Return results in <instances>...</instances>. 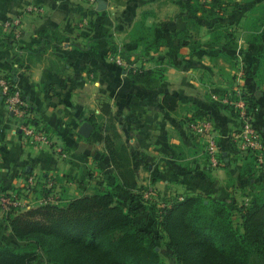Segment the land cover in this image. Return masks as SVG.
<instances>
[{
	"label": "crops",
	"instance_id": "0c3cea01",
	"mask_svg": "<svg viewBox=\"0 0 264 264\" xmlns=\"http://www.w3.org/2000/svg\"><path fill=\"white\" fill-rule=\"evenodd\" d=\"M102 1L101 9V0H0V21L18 17L23 27L12 46L0 44V74L13 78L48 134L41 144L26 139L20 119L0 93V190H19L23 206L90 192L100 184L114 186L151 228L146 200L163 206L186 194H202L230 197L234 207L247 203L253 181L264 180V168L255 179L243 174V155L232 137L240 119L226 104L232 105L228 101L238 90L252 94L256 104L251 115L264 133V85L256 76L264 43L249 41L261 30L250 22L261 17L264 0H225L206 12L190 10L183 5L187 0ZM201 1L210 7L211 0ZM105 14L118 44L135 48L136 26L149 30L141 56H130L137 57V65L165 66L158 86L131 81L111 58V43L96 39L98 20ZM52 30L65 34L61 43L46 42V32ZM181 32L189 36L188 43L180 42ZM167 92L177 98L174 110L163 104ZM103 101L109 102L130 146L137 187L142 188L141 195L136 191L139 197L116 181L104 133L92 123V116L101 115ZM202 116L211 120L223 150V162L215 168L207 163L204 137L190 127ZM84 121L93 126L87 136L79 131ZM31 174L40 178L26 190L25 178ZM7 235L15 242L9 244L17 243L4 223L0 236L5 240Z\"/></svg>",
	"mask_w": 264,
	"mask_h": 264
},
{
	"label": "trees",
	"instance_id": "16d2710c",
	"mask_svg": "<svg viewBox=\"0 0 264 264\" xmlns=\"http://www.w3.org/2000/svg\"><path fill=\"white\" fill-rule=\"evenodd\" d=\"M224 1L211 0L209 8L205 6L207 2L201 0L192 3L187 0L183 5L194 12H206ZM260 16V24L258 18L250 22H256L255 27L261 29L250 35V42L264 43V4ZM110 26L109 16H101L96 39L109 41L111 53H116L119 44L111 38ZM138 26L139 33L132 39L136 47L122 43L127 56L132 53L141 56L144 50L141 46L148 43L149 30L140 23ZM46 33L47 43L50 39L61 43L65 38V34L57 30ZM188 37L181 32L180 42L188 43ZM13 42L10 33L0 34V44L12 46ZM258 60L256 76L259 85H264V49L259 50ZM164 70L162 63L126 69L131 81L149 88L161 83L165 78ZM241 96L246 99L247 112L251 114L256 104L253 95L241 90ZM163 104L168 110H174L176 96L165 93ZM226 107L238 115L233 105L226 104ZM98 117L92 116L91 120L94 128L104 133L105 149L116 181L129 189L131 196L139 197L136 191L141 195L142 188L137 187L130 146L117 128L109 102H101ZM32 121L40 122L34 116ZM240 153L244 159L240 166L243 174L255 179L257 170L264 168V162L259 163L255 152ZM252 185L248 202L236 207L230 197L202 194H186L163 206L146 200L154 225L152 230L137 218L131 203L121 200L114 186L104 184L90 192L44 200L30 207L12 205L2 217L17 243L9 244L0 236V264H36L41 260L47 264H169L157 243L160 237L165 238L178 264H264V180H254Z\"/></svg>",
	"mask_w": 264,
	"mask_h": 264
},
{
	"label": "built area",
	"instance_id": "2783aa9c",
	"mask_svg": "<svg viewBox=\"0 0 264 264\" xmlns=\"http://www.w3.org/2000/svg\"><path fill=\"white\" fill-rule=\"evenodd\" d=\"M86 1L93 3L96 0ZM22 32L23 27L21 20L18 17H11L0 21V34L2 36L6 33H10L15 40L20 37ZM111 58L117 65L123 66L125 69L138 66L135 62V58L137 59V57L132 58L131 56H127L120 43L117 52L112 53ZM0 93L9 110L14 112V114L20 119V129L24 137L35 144L47 142L48 134L43 127V123H34L32 121L33 114L31 107L21 91L16 87L11 77L6 74H0ZM228 102L237 109L238 117L240 119V127L232 132V137L236 143V149L240 152H255L259 163L264 162V133L255 123L252 115L247 112L248 103L246 99L241 96V91L238 90L234 98ZM190 127L193 132L202 135L205 139L204 153L208 165L211 168H215L222 164L223 150L217 140V133L211 120L202 116L201 118L192 121ZM39 178L40 175L38 174L28 175L25 178L24 188L26 190L32 188ZM47 182L48 186L52 185L51 178H49ZM150 194V190L145 191L146 197H149ZM12 205L21 206L16 190H2L0 193V211L2 213L6 212ZM23 206L30 207L31 205Z\"/></svg>",
	"mask_w": 264,
	"mask_h": 264
},
{
	"label": "rangeland",
	"instance_id": "374dc122",
	"mask_svg": "<svg viewBox=\"0 0 264 264\" xmlns=\"http://www.w3.org/2000/svg\"><path fill=\"white\" fill-rule=\"evenodd\" d=\"M35 191H37L38 192V189H34ZM37 199H38V197H36ZM0 213H1V217H2V215H3V213L0 211ZM143 217H141V219H142ZM0 219H2V221H5V219L2 217V218H0ZM143 220V219H142ZM4 223H6V222H4ZM4 223L3 222H1L0 221V226L2 225H4ZM146 225V224H145ZM147 227H148V229H151V226L149 225H147ZM152 230V229H151ZM5 232V231H4ZM5 242H8V243H15L14 242V239H12V237L11 236H5V240H4ZM157 243L161 246V253H162V255H163V257H164V259L166 260V262L167 263H169V264H178L177 262H176V260H175V258L172 256V254H171V252L169 251V249H168V247L166 246V243H165V238L164 237H160L158 240H157Z\"/></svg>",
	"mask_w": 264,
	"mask_h": 264
},
{
	"label": "water",
	"instance_id": "95a60500",
	"mask_svg": "<svg viewBox=\"0 0 264 264\" xmlns=\"http://www.w3.org/2000/svg\"><path fill=\"white\" fill-rule=\"evenodd\" d=\"M104 6L105 5H104L103 1L101 0V3H100L99 7L102 9ZM92 129H93V126L88 121H84V122H82L79 131H80L81 134L87 136V135H89L91 133Z\"/></svg>",
	"mask_w": 264,
	"mask_h": 264
}]
</instances>
